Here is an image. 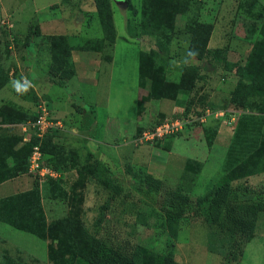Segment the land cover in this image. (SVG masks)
Segmentation results:
<instances>
[{
	"label": "rangeland",
	"instance_id": "obj_1",
	"mask_svg": "<svg viewBox=\"0 0 264 264\" xmlns=\"http://www.w3.org/2000/svg\"><path fill=\"white\" fill-rule=\"evenodd\" d=\"M179 1L167 0L165 5L168 8L165 5L161 7L158 16L163 17L165 29L159 42L156 37L140 32L141 0H107L116 39L113 42L114 63L107 104L111 111H99L101 117L106 113L111 115L105 116L103 121L100 119L97 127L100 129L99 137L113 146L127 147L125 143L139 130L131 131L137 87L135 55L138 51L155 49L156 46L163 47V41H168L167 52L163 53L162 57L164 77L170 83L178 81L182 67L191 64L201 66L207 60L197 62L186 58L190 35L184 31V21L190 18L208 26V49H220L224 52V61L217 57V60L212 61L213 65L210 64L211 71L200 69L199 73L203 76L210 73L213 77L211 79L227 85L223 87L225 92L219 98L208 102L209 95L201 92L207 82L204 78L194 83V88L188 95H177L175 101L181 104L182 108L185 104H188L189 110L208 107L221 112L222 116H209L203 124L193 127L188 136H173L154 143L163 149L158 151L157 156L163 157L168 169L174 172L171 178L163 179L164 190L157 195L147 194L142 190L141 176L146 172L145 165L138 162L139 157L126 159L120 156L117 162H111L109 167L99 162L105 168V178L111 183L108 190L101 189L94 185L93 180L87 178L84 189L80 190L83 200L74 198L71 202H66L62 198L52 199L47 186L41 183V206L46 221H52L64 218L71 203L75 205L78 219L90 236L103 239L110 245L137 247L155 255L170 253L175 264H206L208 260L205 252L217 253L221 257L219 264H249L241 262L249 240L240 241L237 235L220 232L210 224L213 217L209 215L207 202L203 197L209 188L216 185L234 163H237L227 162V149L232 141L237 120L247 118L259 131L257 135H252L253 137L247 136L248 152L252 141L257 149V142L264 135V114L251 116L245 110L234 108L228 103L229 92L237 79L234 74L235 67L244 64L256 31L264 18V0H189L184 7L172 10L170 6ZM2 17L10 28L1 24ZM43 17L57 19L61 24L69 22L73 27L71 31L74 32L76 28L77 33L87 31L91 19L97 21L93 0H0V74L8 78L7 88L0 89V107L12 105L27 117L35 115L38 99L34 102L23 101L14 91L17 81L20 85L30 81L27 66L30 58L24 49L31 40L39 39L37 20ZM83 27L86 29L82 30ZM65 37L69 45L77 40L76 36ZM225 63L232 66L230 71L222 68ZM47 70L46 81L50 82L53 79L48 76ZM38 73L42 75L44 72ZM50 92L56 94L59 89L54 86ZM48 103L52 108L51 101ZM52 103L55 104L53 100ZM60 121L64 125L65 122ZM19 124L9 125L7 128L14 137L21 138ZM209 131L218 133L222 139L219 140L221 143L213 144L215 136L209 134ZM208 141L211 145H207ZM232 154L237 161L243 159L240 152ZM184 159L193 162L182 172ZM88 161L95 162L90 156L88 160H80L84 163ZM74 173H63L61 176L60 187L66 192L76 179ZM230 185L239 187L241 192H244V197L240 199L244 202L242 205L255 207L256 200L245 194L249 193L253 197L264 195V174L231 182ZM178 186L182 193L187 195L188 205L181 219L175 223H167L164 209L169 199L168 193ZM254 212L252 239L260 240H255L252 246L258 252H264V209L261 211L255 207ZM45 245V242L29 234L0 224V256L5 252L11 259L22 262L21 264H50L45 256ZM257 264H264V260Z\"/></svg>",
	"mask_w": 264,
	"mask_h": 264
},
{
	"label": "trees",
	"instance_id": "obj_2",
	"mask_svg": "<svg viewBox=\"0 0 264 264\" xmlns=\"http://www.w3.org/2000/svg\"><path fill=\"white\" fill-rule=\"evenodd\" d=\"M93 1L102 38L83 41L80 48L100 51L103 46L113 44L115 32L107 0ZM166 2L167 0H141L140 32L156 37L159 42L165 27L162 21L163 17L158 15ZM189 2V0H180L175 2V5H171L170 8L172 10L179 9ZM165 6L168 8L167 5ZM184 31L190 35L186 58L197 62L207 60L201 66L191 64L182 67L178 81L170 83L164 77V57H162L164 56L162 54L167 52L168 41H163L165 43L163 47L158 48L156 46L155 49L148 52H140L137 56V81L139 88L146 89V93L140 96L137 101L135 107L137 115L141 113L144 104L150 99L173 100L175 104L182 106L176 103V96L188 95L193 90L195 82L206 78L199 73V70L211 71L210 64L213 65V60L224 61L223 51L207 48L206 41L210 30L205 23H200L194 18L185 19ZM162 40L161 38V42ZM71 49L72 47L68 44L65 36L54 35L49 37V76L53 79L51 82L58 87L64 86L65 82L73 75V69L69 63ZM222 68L230 71L232 66L225 63ZM234 74L237 79L230 92L228 103L234 108L245 110L251 116L263 115L264 18L256 31L244 64L236 66ZM0 77V89H2L8 78L2 74ZM25 85L20 86L23 88ZM14 93L26 101L34 102L37 100L31 87L27 91L20 92H17L15 88ZM183 107V111L188 112V104ZM33 118L34 115L27 117L18 109H14L12 105L0 107V183L27 173V158L31 147L36 144V140L32 138L29 142H22L21 138L10 134L7 127ZM163 118V115H159L158 121ZM258 132L255 124L249 119L239 118L237 120L232 141L227 149V162L237 163H234L222 179L203 197L207 202L208 213L213 217L210 224H213L220 232L237 235L240 241L252 239L254 209L255 207L261 211L264 209V195L253 197L249 193L245 194V196H251L256 200L255 207L248 205L246 207V205H242L244 202L240 200L244 197V192H241L239 187H231L230 183L239 182L249 176L264 172V135L257 142V149L254 141H252L250 151L248 152L246 149L248 147L247 136H252L255 133L257 135ZM210 133L212 136L216 134L213 131H209ZM207 145H211V142L208 141ZM39 150L45 158V163L53 169L59 170L61 173L72 169L76 170V179L67 192L60 187L61 178L57 180L47 179V190L52 199L62 198L66 202H71L74 198L83 200L80 190L84 189L87 178L93 180L103 190H108L111 187V183L104 176L105 168L101 163L97 161L86 162L82 166H78L75 153L53 144L50 136L43 137L39 144ZM233 152H240L243 159L237 161L233 157ZM191 162L193 161L190 159L184 162L182 172L186 171V167ZM141 184L142 190L147 194L157 195L164 190L161 181L146 173L141 176ZM168 198L164 209V218L167 223H175L183 217L188 205V197L182 193L180 186H178L168 193ZM239 201L241 205H239ZM75 210V205L69 203L64 218L46 221L41 206L38 183L33 178L31 189L28 191L0 198V223L45 242L46 258L50 264H175L170 253L155 255L137 247L126 248L110 245L103 239L90 236L81 225ZM21 263L11 259L5 252L0 256V264Z\"/></svg>",
	"mask_w": 264,
	"mask_h": 264
},
{
	"label": "crops",
	"instance_id": "obj_3",
	"mask_svg": "<svg viewBox=\"0 0 264 264\" xmlns=\"http://www.w3.org/2000/svg\"><path fill=\"white\" fill-rule=\"evenodd\" d=\"M36 5L37 3L34 4V6ZM56 20L57 19L50 20L47 17L38 19L37 26L39 27L40 31L39 39L37 41L31 40L24 49L30 58L29 64L27 66H29V76H31V78L30 81L28 80V84L31 85V88L38 101H51V116L55 119H60L65 122L64 128L61 131L57 132V134L53 136H50L52 143L59 145L66 150L73 151L76 155L79 164L78 166H82L84 162H80V160H88V156H90L92 160L106 164L108 167L111 166V162L116 163L118 157L120 156L126 159H134L135 157H139L138 162L145 165L146 174H149L154 179H157L161 182L165 178H171L174 175V172L168 169L167 163H164L163 157L161 158L157 156L159 150L163 151L162 148L157 147L154 144L149 146L134 147L130 145V141L125 143L127 147H124L125 145H123V147H116L111 145L110 142H106L105 140H102L101 137H99L100 129H97V127H99L98 125L100 119L103 121L105 116L109 117L111 115L106 113L101 117L99 111L103 109L106 111H111L107 104L109 100L108 92L111 89V71L112 65L114 63L113 46L115 43L112 45V47L111 45L103 46L100 51L83 50L80 48L83 41L99 40L102 38L98 19L97 21L91 19L90 26L87 27V29L86 27H83L82 29H86L87 31H80L79 33H77L76 28V30L74 29V32L71 31L73 27L69 24V22L61 24ZM54 35H67L69 37L76 36L75 38L77 39V42L75 41L76 43L73 41L72 45H70L72 49L69 55V63L72 66L73 75L65 82L64 86L62 87H58L51 81H46L47 75L45 74V71L48 69L50 64V54L48 51L49 37ZM41 38H43V40ZM207 48H209L208 44ZM28 49H31V51ZM148 51V49H142L135 55L136 80L137 56L140 52ZM30 67L32 68L31 70ZM39 70L44 73L40 75V73H38L40 72ZM32 71H34L33 74L31 73ZM48 71L49 70H47V72ZM211 78H213L212 75L210 73H206L207 82L204 83V87L201 90L203 94L209 95L207 97L208 102L211 100L214 102L216 98H219V96L225 92L223 87L227 85L226 83H217ZM136 82L137 87L135 107L139 97L145 95L146 93V89H140L138 86V81ZM6 86L7 85L4 87ZM54 86L58 87L59 89V92L56 94H52L53 92H50L51 88ZM88 97H90V99ZM51 99L54 101V105ZM182 111V106H178L173 100L163 98L150 99L144 104L143 110L139 115L135 113L134 108V116L132 118L133 126L131 127V131L153 124L156 119L158 120L159 115H163L164 117H176ZM219 140L222 141L218 133H216L213 144L218 142L221 143ZM186 160L187 159L183 160L181 170ZM157 164H159V168H157ZM74 172L76 173V170L72 169L63 173L66 175L67 173ZM260 174H264V172ZM256 175L249 176L247 178L251 179ZM32 181L33 178L25 173L16 176L15 178L1 182L0 198L28 191L31 189ZM47 181L48 180H37L39 194L40 187L42 186L40 184L44 183L47 186ZM94 185H96L95 182ZM211 188H209V190ZM255 240H260V238H253L249 241L243 252L241 262H247L249 264L263 262L264 252H258L255 250V247L253 249L252 244L255 243ZM44 247L46 254V245ZM251 249L253 251H251ZM204 255L208 260L207 263L209 264H219L221 261V257L217 253L205 252Z\"/></svg>",
	"mask_w": 264,
	"mask_h": 264
},
{
	"label": "built area",
	"instance_id": "obj_4",
	"mask_svg": "<svg viewBox=\"0 0 264 264\" xmlns=\"http://www.w3.org/2000/svg\"><path fill=\"white\" fill-rule=\"evenodd\" d=\"M1 24L10 28L4 17H2ZM194 110H189L186 113L182 111L176 117H164L150 126L141 128L140 132L130 140L131 145L134 147L149 146L169 137L188 136L193 127L203 124L209 116L214 118L222 116L221 112L213 111L208 107ZM18 128L22 142H29L32 138L36 140V144L31 147L27 158V173L37 180L60 179L63 173L46 164L45 158L39 150L40 141L44 136H53L64 128L60 120L51 116L49 103L39 100L34 118L20 123Z\"/></svg>",
	"mask_w": 264,
	"mask_h": 264
},
{
	"label": "clouds",
	"instance_id": "obj_5",
	"mask_svg": "<svg viewBox=\"0 0 264 264\" xmlns=\"http://www.w3.org/2000/svg\"><path fill=\"white\" fill-rule=\"evenodd\" d=\"M29 87H31V85L27 84V82H26V85L23 88L20 86L18 81L16 82V90H17V92L27 91Z\"/></svg>",
	"mask_w": 264,
	"mask_h": 264
}]
</instances>
